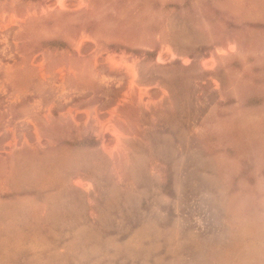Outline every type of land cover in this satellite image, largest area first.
Wrapping results in <instances>:
<instances>
[{
  "label": "rangeland",
  "instance_id": "rangeland-1",
  "mask_svg": "<svg viewBox=\"0 0 264 264\" xmlns=\"http://www.w3.org/2000/svg\"><path fill=\"white\" fill-rule=\"evenodd\" d=\"M0 264H264V0H0Z\"/></svg>",
  "mask_w": 264,
  "mask_h": 264
}]
</instances>
